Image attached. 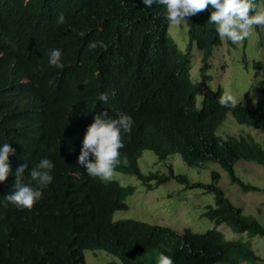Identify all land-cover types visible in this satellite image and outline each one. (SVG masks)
I'll return each instance as SVG.
<instances>
[{
	"label": "trees",
	"instance_id": "1",
	"mask_svg": "<svg viewBox=\"0 0 264 264\" xmlns=\"http://www.w3.org/2000/svg\"><path fill=\"white\" fill-rule=\"evenodd\" d=\"M257 6L264 0H256ZM257 8V10H258ZM158 4L142 0H0V146L9 143L12 175L0 183V264H86L84 251H104L114 264H158L161 253L174 264H240L261 262L249 243L228 241L215 228L206 233L178 231L135 220L112 222L115 211L127 209L132 186L102 182L87 175L77 162L84 133L93 117L106 113L132 117L130 133L120 150L127 165L115 171L134 175L147 190L170 179L214 195L204 215L215 226L264 238V226L242 213L211 183H189L169 167L168 175H143V151L159 160L179 155L190 167L215 162L243 192L253 190L234 172L238 161L264 168V149L252 137L221 138L215 132L230 113L237 123L264 131V100L250 109L221 107L225 92H205L201 107L195 99L208 80L206 69L221 45L210 13L185 23L188 44L180 51L168 35L170 23ZM63 14L64 23H58ZM183 26V25H182ZM184 27V26H183ZM102 41L106 47L89 48ZM192 47L201 51V81L190 77ZM62 53L63 69L48 62L52 50ZM257 68L261 64L255 65ZM107 93V103L98 101ZM42 158L50 159L53 181L32 211L4 199L14 191L15 170L28 173Z\"/></svg>",
	"mask_w": 264,
	"mask_h": 264
},
{
	"label": "rangeland",
	"instance_id": "2",
	"mask_svg": "<svg viewBox=\"0 0 264 264\" xmlns=\"http://www.w3.org/2000/svg\"><path fill=\"white\" fill-rule=\"evenodd\" d=\"M258 11H264V5H259ZM184 27H183V26ZM168 35L174 40L180 51H185L188 44L187 26L172 24ZM221 45L215 48L208 60V68L204 73L208 80L201 86L195 99L197 109L201 107L205 92L221 88L225 93L236 97L244 107L253 109L258 101L264 100V25L253 26L250 35L243 41L234 43L221 37ZM201 51L192 47L190 52V77L192 82L201 81ZM261 64L260 68L255 65ZM221 138L252 137L264 149V131L236 122L228 113L225 120L215 132ZM140 172L168 175L169 167L176 175H184L189 183L209 185L211 173L219 175L218 187L229 201L242 208V213L251 216L264 226V168L254 162L238 161L234 164L235 175L246 185L254 189L243 192L238 184L233 183L228 172L218 163L208 162L203 167L187 166L179 155H173L166 160H159L151 151H143L138 160ZM110 181L121 186H132L134 192L127 196V209L116 211L113 221L135 220L149 225L170 227L179 233L189 229L193 233H206L216 229L228 241L249 243L261 262L241 261L240 264H264V238L247 233H234L225 224L215 226L205 215L207 206H214V195L202 188H189L185 184L170 179L167 183L147 190L134 175L114 172ZM86 264H114L117 260L96 250L84 251ZM221 264V263H218Z\"/></svg>",
	"mask_w": 264,
	"mask_h": 264
},
{
	"label": "clouds",
	"instance_id": "3",
	"mask_svg": "<svg viewBox=\"0 0 264 264\" xmlns=\"http://www.w3.org/2000/svg\"><path fill=\"white\" fill-rule=\"evenodd\" d=\"M142 3L149 8L154 4L162 6L164 18L168 23L175 25L187 23L190 17L208 11L210 13L208 21L216 25L218 35L234 43L245 40L253 26L264 25V11L257 10L256 0H142ZM57 22L61 24L65 22L62 13L58 16ZM97 46L106 47L102 41L89 44V48L93 50ZM2 55L3 51L0 50V56ZM61 56L59 49L52 50L49 54V64L63 69ZM108 99L107 93H101L98 97V101L102 103H107ZM218 102L221 107L233 109L240 103L230 93L222 94ZM133 123L132 117L124 113L114 119L108 118L106 113L93 117V122L88 125L84 133L82 147L77 157L78 164L85 168L88 176L106 183L111 180L118 167L127 165V157L122 156L120 150L125 146L124 135L131 132ZM14 154L15 150L9 143L0 146V183L13 174L9 157ZM27 167V164H22L16 168L14 191L4 199L18 208L32 211L35 204L45 197L44 189L53 181L54 164L48 158L40 159L28 173L30 182L25 183L24 173ZM113 214L112 222H118L113 221ZM158 264H174V261L170 256L161 253Z\"/></svg>",
	"mask_w": 264,
	"mask_h": 264
}]
</instances>
